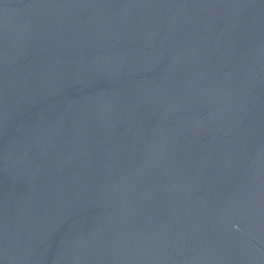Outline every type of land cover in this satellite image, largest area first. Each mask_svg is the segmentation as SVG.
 Instances as JSON below:
<instances>
[{
	"label": "water",
	"instance_id": "1",
	"mask_svg": "<svg viewBox=\"0 0 264 264\" xmlns=\"http://www.w3.org/2000/svg\"><path fill=\"white\" fill-rule=\"evenodd\" d=\"M0 264H264V0H0Z\"/></svg>",
	"mask_w": 264,
	"mask_h": 264
}]
</instances>
